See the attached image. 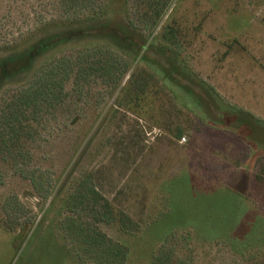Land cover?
Returning a JSON list of instances; mask_svg holds the SVG:
<instances>
[{
	"label": "rangeland",
	"instance_id": "1",
	"mask_svg": "<svg viewBox=\"0 0 264 264\" xmlns=\"http://www.w3.org/2000/svg\"><path fill=\"white\" fill-rule=\"evenodd\" d=\"M99 24L107 27L105 35L78 33ZM114 26L119 36L110 34ZM94 44L115 49L130 63L133 45L147 46V54L161 61L176 57L192 77L214 88L221 105L249 116L252 130L263 133L261 144L231 116L226 126L208 120L183 89L170 84L156 95L159 75L148 85L157 107L145 118L116 106L122 93L111 94L106 82L90 78L81 96L43 114L32 135L24 133L15 166L0 152V264H104L70 242L61 227L69 214L62 204L83 179L137 224L125 233L114 221L99 223L129 247L119 264H145L166 225L202 220L183 215L184 207H216L218 195L233 196L232 209L242 206L264 234V0H0V61L35 50L24 70L0 78V108L52 57ZM136 67L137 60L121 85ZM189 84L202 93L196 82ZM173 121L186 130L179 139L170 129ZM168 186L178 195V209L152 225L167 212ZM174 230L169 241L190 264H249V254L263 257L261 240L241 255L225 234Z\"/></svg>",
	"mask_w": 264,
	"mask_h": 264
},
{
	"label": "trees",
	"instance_id": "2",
	"mask_svg": "<svg viewBox=\"0 0 264 264\" xmlns=\"http://www.w3.org/2000/svg\"><path fill=\"white\" fill-rule=\"evenodd\" d=\"M106 28L104 24H99L78 30V33L79 35L101 36L106 34ZM114 29L110 34L115 37L119 36L115 26ZM157 47L158 51L168 58V48L163 45ZM131 48L134 50L131 63L124 61L115 49L107 45L94 44L81 46L70 54L63 53L52 57L48 62L39 66L27 82L12 92L10 98L3 99L4 104L0 108V152H5L9 156V158L4 157L3 161L15 166L18 162L16 154L21 152L23 138L26 134L32 135L33 126L41 122L43 114L52 112L60 106L63 107L72 96H81L86 83L94 77L106 82L111 88V94L122 93L120 99L114 100L116 106L124 105L139 117L145 118L146 114L152 113L151 110L157 107L152 106L155 100L151 98L152 96L149 97L148 85L151 77L159 75L154 79L155 83L160 82L157 86L159 90H154L156 95L164 92L165 89L168 90L170 84L183 89L184 94L195 101L208 120L214 124L222 122L226 126L224 119L231 116L235 124L249 131V136L254 143L261 144L257 142V139L263 138V133L256 134L252 130L248 124L249 116L237 111V108L231 105L226 104L225 107L221 105L222 100L217 97L214 88L192 77L180 61H175L176 57L170 56L171 60L161 61L147 54L149 51L147 46L145 48L144 45H133ZM34 53L35 50L31 49L22 52L21 55L0 61V78L24 70L33 59ZM136 60V69L121 85L123 76L132 68ZM142 63L146 65V68L141 67ZM189 82H196L202 93H197L195 87ZM69 83L70 88H67ZM172 94L178 96L174 91ZM159 109L163 114L166 113L163 112L165 109L163 106H159ZM173 111L177 112L178 108H174ZM153 116L156 118L154 114ZM154 121L158 122V120ZM170 129L177 139L186 132L179 124H174ZM15 169L20 171V168L15 167ZM190 187L187 186V189ZM168 189L171 199L167 212H161L158 221H153L152 225L162 224L161 221L166 216H174L173 213L178 209V204L173 201L178 195L171 191L169 186ZM237 190L235 193L239 194V189ZM231 197L233 196L218 195L219 204L216 207H184L183 215L194 217L200 215L202 220L196 223L189 221L166 225L161 244L151 252L145 264H190L188 259L178 255L169 241L174 237L176 227H198L199 231L211 237L225 234L234 251L241 255L247 253L246 246L251 242L257 240L264 242V234H258V223L254 219L250 221L246 219L242 206L233 205L232 209ZM62 208L69 214L62 219L61 227L69 241L75 243L80 250L97 256L104 261V264H119L128 258L129 247L123 242L112 239L99 227V223L114 221L125 233H133L132 229L137 224H134L124 211L117 210L90 181L79 180L74 192L65 198ZM233 211L235 215L232 214ZM169 225L171 227L167 228ZM261 253L262 258L249 254L247 256L249 264H264V251Z\"/></svg>",
	"mask_w": 264,
	"mask_h": 264
},
{
	"label": "built area",
	"instance_id": "3",
	"mask_svg": "<svg viewBox=\"0 0 264 264\" xmlns=\"http://www.w3.org/2000/svg\"><path fill=\"white\" fill-rule=\"evenodd\" d=\"M185 138H182V140H184Z\"/></svg>",
	"mask_w": 264,
	"mask_h": 264
}]
</instances>
